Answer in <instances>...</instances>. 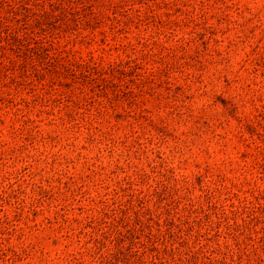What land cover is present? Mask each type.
I'll list each match as a JSON object with an SVG mask.
<instances>
[{
  "label": "rangeland",
  "instance_id": "obj_1",
  "mask_svg": "<svg viewBox=\"0 0 264 264\" xmlns=\"http://www.w3.org/2000/svg\"><path fill=\"white\" fill-rule=\"evenodd\" d=\"M0 264H264V0H0Z\"/></svg>",
  "mask_w": 264,
  "mask_h": 264
}]
</instances>
